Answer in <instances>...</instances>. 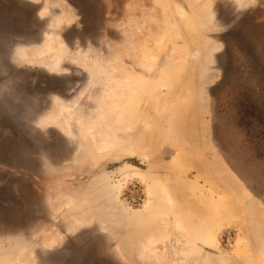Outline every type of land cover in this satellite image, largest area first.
<instances>
[{"label":"rangeland","instance_id":"1","mask_svg":"<svg viewBox=\"0 0 264 264\" xmlns=\"http://www.w3.org/2000/svg\"><path fill=\"white\" fill-rule=\"evenodd\" d=\"M233 45L264 72V0H0V96L27 102L0 104V264H76L89 246L117 264H264V160L213 111Z\"/></svg>","mask_w":264,"mask_h":264},{"label":"flooded vegetation","instance_id":"2","mask_svg":"<svg viewBox=\"0 0 264 264\" xmlns=\"http://www.w3.org/2000/svg\"><path fill=\"white\" fill-rule=\"evenodd\" d=\"M260 69L249 48L233 45L221 50L217 57L218 83L213 111L222 130L230 124L240 137L244 130L247 140L244 138L242 143L236 134V143L247 146L248 151L264 160V72ZM239 158L250 161L247 150L240 152ZM255 172L264 173V165L260 164ZM95 256L117 264L110 255Z\"/></svg>","mask_w":264,"mask_h":264},{"label":"water","instance_id":"3","mask_svg":"<svg viewBox=\"0 0 264 264\" xmlns=\"http://www.w3.org/2000/svg\"><path fill=\"white\" fill-rule=\"evenodd\" d=\"M226 33V30L223 32L216 33L217 39L222 41L223 35H225ZM11 91V94L3 93L0 96V104L1 102H6L16 111H21L27 105V102L21 92H19L17 87H15V89ZM83 253L87 254V256H79L76 264H113L112 262L104 261L100 257L92 255V246L87 247L83 251Z\"/></svg>","mask_w":264,"mask_h":264},{"label":"bare ground","instance_id":"4","mask_svg":"<svg viewBox=\"0 0 264 264\" xmlns=\"http://www.w3.org/2000/svg\"><path fill=\"white\" fill-rule=\"evenodd\" d=\"M60 107H61V105H60ZM63 109H64V107H63ZM61 111H62V108H61V109L59 108L58 111H57V113H58V112L61 113Z\"/></svg>","mask_w":264,"mask_h":264},{"label":"built area","instance_id":"5","mask_svg":"<svg viewBox=\"0 0 264 264\" xmlns=\"http://www.w3.org/2000/svg\"><path fill=\"white\" fill-rule=\"evenodd\" d=\"M140 198V197H139Z\"/></svg>","mask_w":264,"mask_h":264}]
</instances>
